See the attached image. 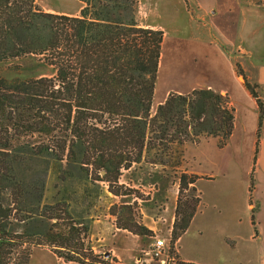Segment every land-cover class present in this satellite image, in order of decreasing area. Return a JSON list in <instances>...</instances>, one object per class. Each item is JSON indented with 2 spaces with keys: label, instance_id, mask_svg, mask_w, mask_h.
Returning a JSON list of instances; mask_svg holds the SVG:
<instances>
[{
  "label": "trees",
  "instance_id": "obj_1",
  "mask_svg": "<svg viewBox=\"0 0 264 264\" xmlns=\"http://www.w3.org/2000/svg\"><path fill=\"white\" fill-rule=\"evenodd\" d=\"M77 1L83 5L79 15L68 17L45 13L35 0H0V64L32 55L52 69V76L40 78L0 74V264H29L34 247L65 263L119 264L93 252L91 219L74 217L65 198L42 206V194L35 195L37 207L26 215L15 165L48 155L59 165L56 195L78 180L103 183L122 199L134 191L119 184L120 176L144 152L201 137L217 138L223 147L233 130L227 97L211 90L170 93L151 115L162 32L137 25L136 0ZM257 104L259 129L264 106ZM197 179L179 177L169 246L175 260V243L199 205L198 196L183 200L182 194L195 193ZM123 209L113 214L117 229L152 237Z\"/></svg>",
  "mask_w": 264,
  "mask_h": 264
},
{
  "label": "crops",
  "instance_id": "obj_2",
  "mask_svg": "<svg viewBox=\"0 0 264 264\" xmlns=\"http://www.w3.org/2000/svg\"><path fill=\"white\" fill-rule=\"evenodd\" d=\"M35 2L45 13L68 17L83 7L77 0ZM135 21L163 34L152 110L170 93L211 90L226 96L234 111L223 147L214 137L180 146L185 173L198 178L199 205L175 243V261L264 264V116L258 129L257 104L264 106V0H136ZM90 233L91 249L119 264H160L139 259L152 240L117 229L113 221L92 219Z\"/></svg>",
  "mask_w": 264,
  "mask_h": 264
},
{
  "label": "rangeland",
  "instance_id": "obj_3",
  "mask_svg": "<svg viewBox=\"0 0 264 264\" xmlns=\"http://www.w3.org/2000/svg\"><path fill=\"white\" fill-rule=\"evenodd\" d=\"M0 74L8 79L40 78L52 76V69L45 65L41 58L28 55L7 64H0ZM239 80L243 81V78L240 77ZM154 112L155 110H151V115ZM180 146L169 145L167 151H146L139 164L134 165L129 171L122 172L119 184L134 191L122 199L112 196L103 183L89 185L78 180L72 184L69 183L67 187L63 186L56 195L58 189H55L54 185L59 165L48 155L32 158L22 166L18 164L14 166L23 186V193H25L22 209L26 215H29L28 212H32L37 207L35 195L38 196L41 193L42 206L51 204L55 196L60 199L65 198L70 206L69 211L74 217L84 222L88 219L94 221L108 219L115 225L116 216L113 214H118L124 210L123 208H128L134 222L152 232V237L146 238L148 242L152 240L153 243L154 239H167L172 230L171 220L175 214L178 198L179 177L183 173L186 174ZM16 155L19 154L16 153ZM190 197L197 198V194L183 192V200L190 199ZM113 206L115 207L112 208ZM90 234L88 241L91 247ZM152 243L140 249L139 259L146 258L142 255V251L147 250ZM48 251L49 249L45 247L32 248L30 262L32 264H61L57 263ZM95 254H103L105 257L108 253L104 251Z\"/></svg>",
  "mask_w": 264,
  "mask_h": 264
},
{
  "label": "built area",
  "instance_id": "obj_4",
  "mask_svg": "<svg viewBox=\"0 0 264 264\" xmlns=\"http://www.w3.org/2000/svg\"><path fill=\"white\" fill-rule=\"evenodd\" d=\"M170 236V235H169ZM170 237L167 239H154L153 243L147 250L142 251V255L146 258L140 259L143 263L160 261V264L175 263V256L169 254ZM175 251V247H174ZM176 253V251H175Z\"/></svg>",
  "mask_w": 264,
  "mask_h": 264
},
{
  "label": "water",
  "instance_id": "obj_5",
  "mask_svg": "<svg viewBox=\"0 0 264 264\" xmlns=\"http://www.w3.org/2000/svg\"><path fill=\"white\" fill-rule=\"evenodd\" d=\"M105 257H108V254H105Z\"/></svg>",
  "mask_w": 264,
  "mask_h": 264
}]
</instances>
